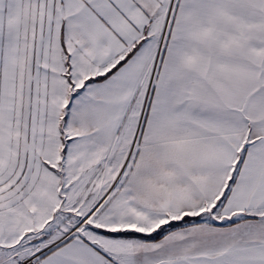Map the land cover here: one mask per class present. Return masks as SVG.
Wrapping results in <instances>:
<instances>
[{"label": "snow or ice", "instance_id": "1", "mask_svg": "<svg viewBox=\"0 0 264 264\" xmlns=\"http://www.w3.org/2000/svg\"><path fill=\"white\" fill-rule=\"evenodd\" d=\"M0 264H264V0H0Z\"/></svg>", "mask_w": 264, "mask_h": 264}]
</instances>
